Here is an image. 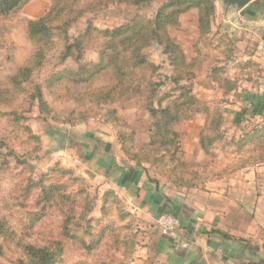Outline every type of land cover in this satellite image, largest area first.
Returning <instances> with one entry per match:
<instances>
[{
  "label": "rangeland",
  "instance_id": "1",
  "mask_svg": "<svg viewBox=\"0 0 264 264\" xmlns=\"http://www.w3.org/2000/svg\"><path fill=\"white\" fill-rule=\"evenodd\" d=\"M174 1L110 0L82 13L67 31L71 44L89 31L80 62L60 61L62 45H57L59 52L24 83L26 92L18 90L13 99L2 94L0 264H39L28 255L29 246L47 248L54 264H140L137 256L149 249L152 228L107 181L106 160L98 172L85 146L98 149L111 141L116 158L182 198L200 197L211 184L235 182L253 171L264 186V163H253L264 144V104L257 97L264 87V61L250 39L225 28L218 0L178 7ZM51 3L29 0L0 17V90L29 66L39 45L26 26ZM157 17L159 38L142 52L150 66L137 73L133 62H124L127 73L134 71L132 80L143 78L127 97L100 103L98 91L116 83L113 73L79 88L42 86L40 99L33 94L34 85L52 72L99 63L108 43L103 32L136 21L150 29ZM164 109L177 116L168 127L163 115L152 112Z\"/></svg>",
  "mask_w": 264,
  "mask_h": 264
},
{
  "label": "crops",
  "instance_id": "2",
  "mask_svg": "<svg viewBox=\"0 0 264 264\" xmlns=\"http://www.w3.org/2000/svg\"><path fill=\"white\" fill-rule=\"evenodd\" d=\"M223 11L225 28L242 40L250 39L264 61V0H253L234 13ZM257 97L264 104V87ZM85 147L98 172H103L99 168L106 160L107 181L126 194L152 228L149 249L137 256L140 264H264V186L256 171L238 175L235 182L211 184L200 197L183 199L146 171L116 158L111 141L99 143L98 149ZM164 213L180 222L166 236L157 223Z\"/></svg>",
  "mask_w": 264,
  "mask_h": 264
},
{
  "label": "trees",
  "instance_id": "3",
  "mask_svg": "<svg viewBox=\"0 0 264 264\" xmlns=\"http://www.w3.org/2000/svg\"><path fill=\"white\" fill-rule=\"evenodd\" d=\"M29 0H0V17H8L11 13L18 10L24 3ZM85 5H80V0H52L50 8L46 13L35 21L28 22L26 31L29 39L35 41L39 48L30 60L29 66L21 68L19 72L10 78V87L6 90H0V100L4 93L7 97L12 99L16 96V92H26L24 83L30 78L32 72L41 65L43 60H48L50 57H54L59 50H56L57 45H62V51H60V61L65 62L67 60H74L79 63L82 58V52L84 42L86 41L89 31L79 36L69 43L67 37V31L70 24L79 18L82 13L93 10L99 6L108 5L110 0H88ZM123 2H134L135 4L144 3L150 0H118ZM190 0H175L173 5L181 6L188 3ZM208 3L213 0H207ZM160 20L157 17L155 23H152V27L149 29L147 26H143L141 21H136L133 25L123 26L119 30L114 32L105 31L103 35L108 38V43L105 50L101 54L99 63L90 66L88 64H82L77 69L65 68L56 72H52L49 76L41 83L34 85V95L42 98L41 88L47 87L53 89L60 85L70 84L71 87L79 88L88 86L95 81L96 78L106 75L116 77V83L110 85L109 88L105 87L99 90L100 103L105 102L106 99L120 100L122 97H127L128 92L134 83L137 84L135 87H141L143 78L141 80H132L130 75L124 69L126 62H133V70L139 73L142 66H150L143 55V50L150 45V42L159 38V31L161 30ZM171 43L167 47L170 50ZM77 51V56H73V52ZM167 52V51H166ZM49 57V58H48ZM47 58V59H46ZM130 78V79H128ZM131 80V81H130ZM22 86H24L22 89ZM152 85H150L151 87ZM137 89V88H136ZM151 91V90H149ZM117 95V97L115 96ZM61 97V96H60ZM42 101V99L40 100ZM43 105V104H42ZM153 115L164 116L166 122L164 127H168L171 122L177 121L176 115L170 114L169 109H164L161 112L153 110ZM14 114V112H12ZM20 116V115H19ZM18 117V116H17ZM16 117V118H17ZM161 122L160 118H157L156 125L159 126ZM160 127H157L159 130ZM170 134V130L166 132ZM203 142V141H202ZM263 151L260 150V155L257 160L253 163H264V144ZM261 148V147H260ZM28 255L35 257L39 264H54V258L48 253V249L43 247L36 249L33 246L26 248Z\"/></svg>",
  "mask_w": 264,
  "mask_h": 264
},
{
  "label": "built area",
  "instance_id": "4",
  "mask_svg": "<svg viewBox=\"0 0 264 264\" xmlns=\"http://www.w3.org/2000/svg\"><path fill=\"white\" fill-rule=\"evenodd\" d=\"M157 223L162 236L170 234L180 225L179 219L171 213L162 214L158 218Z\"/></svg>",
  "mask_w": 264,
  "mask_h": 264
},
{
  "label": "water",
  "instance_id": "5",
  "mask_svg": "<svg viewBox=\"0 0 264 264\" xmlns=\"http://www.w3.org/2000/svg\"><path fill=\"white\" fill-rule=\"evenodd\" d=\"M223 10H230L234 13L236 10L245 7L253 0H218Z\"/></svg>",
  "mask_w": 264,
  "mask_h": 264
}]
</instances>
